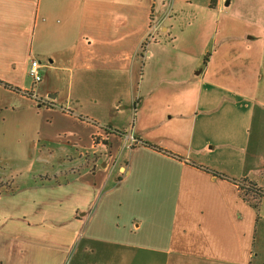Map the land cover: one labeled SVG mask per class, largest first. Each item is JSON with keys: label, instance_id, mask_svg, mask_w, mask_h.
Here are the masks:
<instances>
[{"label": "crops", "instance_id": "crops-1", "mask_svg": "<svg viewBox=\"0 0 264 264\" xmlns=\"http://www.w3.org/2000/svg\"><path fill=\"white\" fill-rule=\"evenodd\" d=\"M241 1L0 0V264H264L239 185L264 190V0Z\"/></svg>", "mask_w": 264, "mask_h": 264}, {"label": "built area", "instance_id": "built-area-1", "mask_svg": "<svg viewBox=\"0 0 264 264\" xmlns=\"http://www.w3.org/2000/svg\"><path fill=\"white\" fill-rule=\"evenodd\" d=\"M159 27V22L158 21H152V25L150 28V32L146 36V50L148 44L154 39L156 30ZM145 50V46H143ZM43 63L39 59H32L31 66L29 69V74L30 76L34 79V83L38 84L42 81L43 75H42V69ZM42 104H48V102L45 100H41ZM125 139V146L128 149H131L134 147L137 143H139L138 138H136L132 133H129L126 135ZM105 138L103 137L102 134H96L93 137V141L95 144H99L104 142ZM240 188L242 189V192L245 193L247 188L250 186V182L246 180L239 181Z\"/></svg>", "mask_w": 264, "mask_h": 264}, {"label": "rangeland", "instance_id": "rangeland-1", "mask_svg": "<svg viewBox=\"0 0 264 264\" xmlns=\"http://www.w3.org/2000/svg\"><path fill=\"white\" fill-rule=\"evenodd\" d=\"M206 0H201V2H202V4L204 5V2H205ZM242 3H241V5H238L236 8H234L233 9V11H235V12H238V13H241V14H243V13H246V14H249V13H253L254 11H253V9H249V8H252L251 6L252 5H248V4H245L246 3V0H242L241 1ZM170 5H171V7L173 8V10L172 11H174L175 13L176 12H183V11H185L184 9H179L178 10V8H179V3H175V1H173V3L171 2L170 3ZM183 7H188L189 9H191V7L190 6H183ZM232 10V9H231ZM188 11V10H187ZM193 10H190V11H188V12H186V13H189V12H192ZM242 27H243V23H242ZM252 30H254V31H257L258 32V30H259V27H252ZM146 39L144 40V42H143V45L142 46H145V50H146ZM40 85V83H38V85H37V87ZM151 135L153 134V132H151L150 133ZM108 144V143H107ZM108 154V153H107ZM105 155V152L103 153H100V152H97L94 156H95V159L96 160H101L100 159V157L102 158V157H105L104 156ZM58 162H60V161H58ZM61 163H57V161H54V163H51V164H49V165H47V167L49 168V170H53V168H55V169H57V168H63L64 169V167H60L61 165H60ZM64 165H66V164H68L67 162L66 163H63ZM68 166V165H67ZM250 198H252V196H250Z\"/></svg>", "mask_w": 264, "mask_h": 264}, {"label": "trees", "instance_id": "trees-1", "mask_svg": "<svg viewBox=\"0 0 264 264\" xmlns=\"http://www.w3.org/2000/svg\"><path fill=\"white\" fill-rule=\"evenodd\" d=\"M0 83L4 84L6 87L15 88L18 90V88L12 86L9 83L3 82L1 80ZM105 130L107 133H110L112 131L111 127H105ZM114 132L120 136H123L125 133L124 131H120V130H114ZM244 180L250 182V186L247 188L248 192L246 193L245 198H247L248 194H252V198L249 200H251L254 205L258 206L261 200L264 198V190L260 189L254 181H250L249 179H244Z\"/></svg>", "mask_w": 264, "mask_h": 264}, {"label": "water", "instance_id": "water-1", "mask_svg": "<svg viewBox=\"0 0 264 264\" xmlns=\"http://www.w3.org/2000/svg\"><path fill=\"white\" fill-rule=\"evenodd\" d=\"M227 4H228V2H227Z\"/></svg>", "mask_w": 264, "mask_h": 264}]
</instances>
